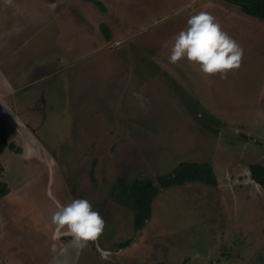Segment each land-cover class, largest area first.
<instances>
[{
    "label": "rangeland",
    "instance_id": "rangeland-1",
    "mask_svg": "<svg viewBox=\"0 0 264 264\" xmlns=\"http://www.w3.org/2000/svg\"><path fill=\"white\" fill-rule=\"evenodd\" d=\"M99 1L0 0V108L21 148L0 155V264H54L52 245L71 238H54L51 217L77 198L106 227L67 264H264V190L249 170L264 164V20L229 0ZM201 11L243 49L226 80L169 62ZM181 160L210 162L217 185L162 189L135 231L111 187Z\"/></svg>",
    "mask_w": 264,
    "mask_h": 264
},
{
    "label": "clouds",
    "instance_id": "clouds-1",
    "mask_svg": "<svg viewBox=\"0 0 264 264\" xmlns=\"http://www.w3.org/2000/svg\"><path fill=\"white\" fill-rule=\"evenodd\" d=\"M172 40L174 43L168 57L171 64L187 60L192 66L198 67L205 77L219 75L222 80L228 78L229 72L238 71L241 67L242 47L207 11L192 15L187 20L186 28L179 31ZM133 95L141 108L146 107L147 100L142 94L134 92ZM51 223L57 234L54 238H71L68 245L59 250L56 244L52 245L54 264H67L60 257L65 256L69 249L79 256L91 244H97L106 227V222L98 211L93 210L91 202L79 198L66 205H57Z\"/></svg>",
    "mask_w": 264,
    "mask_h": 264
},
{
    "label": "trees",
    "instance_id": "trees-1",
    "mask_svg": "<svg viewBox=\"0 0 264 264\" xmlns=\"http://www.w3.org/2000/svg\"><path fill=\"white\" fill-rule=\"evenodd\" d=\"M98 6L103 5L99 0H90ZM240 5L243 13L264 20V0H229ZM101 30L106 39L110 31L105 22H101ZM208 114V113H207ZM210 116L214 118L211 114ZM21 151L19 145L9 140L5 130V120L0 118V155L6 150ZM1 160V158H0ZM251 178L264 190V164L253 162L249 164ZM186 182H202L210 186L217 185V177L213 165L208 161L181 160L169 172L157 174L155 177L141 176L132 180L119 177L111 187V195L122 204L132 208V227L141 229L152 216V204L160 191L174 185ZM10 186L3 176V165L0 161V197L8 194ZM131 238L124 240L120 246L127 245Z\"/></svg>",
    "mask_w": 264,
    "mask_h": 264
},
{
    "label": "crops",
    "instance_id": "crops-1",
    "mask_svg": "<svg viewBox=\"0 0 264 264\" xmlns=\"http://www.w3.org/2000/svg\"><path fill=\"white\" fill-rule=\"evenodd\" d=\"M8 114V113H7ZM0 118H3L4 120H5V130H6V128L8 127V125L10 124L9 122H13V123H15L14 122V118L12 117V116H6L5 117V115L3 116L2 115V111H1V108H0ZM17 123H15V125H16ZM14 125V126H15ZM18 126L16 125V128H17ZM18 129V128H17ZM6 134H8V135H10L9 133H8V131L6 130ZM18 132H20V130L18 129ZM18 137V136H17ZM9 140H12V141H14L15 143H18V138L16 139V136L14 137V138H8ZM5 195H7V194H5Z\"/></svg>",
    "mask_w": 264,
    "mask_h": 264
}]
</instances>
